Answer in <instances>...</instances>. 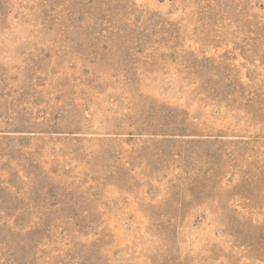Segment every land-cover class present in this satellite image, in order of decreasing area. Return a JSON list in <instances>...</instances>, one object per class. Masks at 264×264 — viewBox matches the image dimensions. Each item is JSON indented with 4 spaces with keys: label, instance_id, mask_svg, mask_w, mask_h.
Listing matches in <instances>:
<instances>
[{
    "label": "rangeland",
    "instance_id": "obj_1",
    "mask_svg": "<svg viewBox=\"0 0 264 264\" xmlns=\"http://www.w3.org/2000/svg\"><path fill=\"white\" fill-rule=\"evenodd\" d=\"M0 264H264V0H0Z\"/></svg>",
    "mask_w": 264,
    "mask_h": 264
}]
</instances>
